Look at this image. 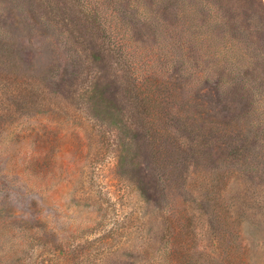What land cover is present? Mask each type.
I'll return each instance as SVG.
<instances>
[{"label": "rangeland", "instance_id": "1", "mask_svg": "<svg viewBox=\"0 0 264 264\" xmlns=\"http://www.w3.org/2000/svg\"><path fill=\"white\" fill-rule=\"evenodd\" d=\"M67 1L76 12L68 10L59 27L73 23L79 29L74 17L80 12ZM228 2L238 13L263 20L264 0ZM53 4L61 11L66 7L65 0ZM142 32H133L130 43L151 57V37ZM27 33L22 27L18 33L24 65L38 77L53 54L42 36L32 37L30 47ZM92 37L79 48L89 70L69 88L55 91L33 78L21 87L13 79L5 86L0 82V264L217 263L233 240L246 264H264L261 187L229 167L218 169L215 155L192 153H185L182 172L162 184L150 146L135 132L139 122L129 87L138 74L128 70L132 57L113 60L99 32ZM165 77L181 94L179 74ZM107 85L126 106L118 127L97 107L93 92L84 95L86 87ZM196 99L213 120L228 113L213 85L203 87ZM182 251L187 259L171 255ZM161 252L169 257L159 258Z\"/></svg>", "mask_w": 264, "mask_h": 264}, {"label": "trees", "instance_id": "2", "mask_svg": "<svg viewBox=\"0 0 264 264\" xmlns=\"http://www.w3.org/2000/svg\"><path fill=\"white\" fill-rule=\"evenodd\" d=\"M71 4L81 15L74 17L79 29L73 23L59 27L69 11L76 12L67 0L63 11L59 4L53 8V0H0L2 86L13 79L14 86L21 87L33 78L55 91L69 88L89 70L83 68L79 48H86L93 42V32H99L109 44L106 51L111 59L132 57L128 70L138 74L129 87L139 122L135 132L150 146L153 162L162 171V184L169 182L168 175L182 172L189 157L185 153H192L215 155L218 169L229 167L264 191V16L258 21L254 14H240L228 0H71ZM21 27L28 32L30 47L34 36L50 42L47 50L53 54L52 61L38 77L24 65ZM142 31L151 37L154 56L147 57L142 48L130 43L132 33ZM92 48L103 54L102 47L92 44ZM169 72L182 79L181 94L176 93L172 79H165ZM209 85L220 104L228 107L222 120H213L206 106L197 102V93ZM111 90L108 85L86 87L84 95L93 92L97 107L118 127L126 106ZM211 149L215 154L209 153ZM170 168L174 171L169 172ZM181 235L180 227L177 238ZM226 246L224 260L206 264H246L234 240ZM165 254L161 252L159 258L169 257ZM179 254L188 258L186 252H171Z\"/></svg>", "mask_w": 264, "mask_h": 264}]
</instances>
